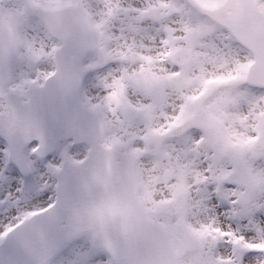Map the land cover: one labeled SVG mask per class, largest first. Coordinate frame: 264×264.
Returning a JSON list of instances; mask_svg holds the SVG:
<instances>
[{
  "label": "snow or ice",
  "instance_id": "snow-or-ice-1",
  "mask_svg": "<svg viewBox=\"0 0 264 264\" xmlns=\"http://www.w3.org/2000/svg\"><path fill=\"white\" fill-rule=\"evenodd\" d=\"M0 264H264V0H0Z\"/></svg>",
  "mask_w": 264,
  "mask_h": 264
},
{
  "label": "rangeland",
  "instance_id": "rangeland-1",
  "mask_svg": "<svg viewBox=\"0 0 264 264\" xmlns=\"http://www.w3.org/2000/svg\"><path fill=\"white\" fill-rule=\"evenodd\" d=\"M158 123V122H157ZM143 148L130 149L129 153L134 157L136 166L146 170L153 179V191L156 197L160 194L155 189L172 188L176 194L182 195L187 185L191 182V177L195 176V171L191 167L182 166L175 159H160V149L151 155H146Z\"/></svg>",
  "mask_w": 264,
  "mask_h": 264
},
{
  "label": "clouds",
  "instance_id": "clouds-1",
  "mask_svg": "<svg viewBox=\"0 0 264 264\" xmlns=\"http://www.w3.org/2000/svg\"><path fill=\"white\" fill-rule=\"evenodd\" d=\"M155 191H157V193L160 194V196L162 197L164 189L163 188H159V189H155Z\"/></svg>",
  "mask_w": 264,
  "mask_h": 264
},
{
  "label": "water",
  "instance_id": "water-1",
  "mask_svg": "<svg viewBox=\"0 0 264 264\" xmlns=\"http://www.w3.org/2000/svg\"><path fill=\"white\" fill-rule=\"evenodd\" d=\"M132 157V159L134 160V157L133 156H131ZM134 163H135V160H134ZM135 166H136V163H135ZM137 167V166H136Z\"/></svg>",
  "mask_w": 264,
  "mask_h": 264
}]
</instances>
